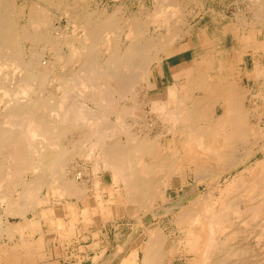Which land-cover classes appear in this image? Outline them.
Wrapping results in <instances>:
<instances>
[{
	"label": "bare ground",
	"instance_id": "6f19581e",
	"mask_svg": "<svg viewBox=\"0 0 264 264\" xmlns=\"http://www.w3.org/2000/svg\"><path fill=\"white\" fill-rule=\"evenodd\" d=\"M10 1L0 0V71L5 64L14 67L12 75L0 74V231L9 236L26 226L35 233L45 222L50 236H72L77 211L70 200L61 210L60 200L87 203L83 172L66 166L70 156L80 154L93 159L92 172L98 165L111 177L107 198L96 196L80 215L95 216L98 207L101 218L128 215L141 230L127 235V252L119 261L112 256L102 264H264V124L251 121L243 106L246 97L253 102L262 95L264 62L254 61V70L246 75L253 86L243 93L235 82L230 89L207 94L210 79L225 73L213 55L195 71L197 84L173 75L165 92L149 94L153 74H164L162 62L177 43L190 38L191 53L212 44L191 16L209 13L214 30L217 25L235 27L238 37L232 44L237 48L240 30L264 29V0H218L219 5L217 0H153L150 7L140 2L131 12L119 3L111 11L104 4L79 13L71 3L57 0L64 4L63 29L47 22L46 6L39 1L25 25L17 26ZM20 42L28 43L26 55ZM258 50L264 57V45ZM143 105L156 114L153 128L146 126L149 113ZM137 118L143 124L135 128ZM85 143L90 146L84 148ZM27 174L30 178L23 180ZM65 210L72 217L66 218ZM8 216L12 223L7 218L1 227L2 217ZM246 233L261 245L258 252L239 242ZM40 237L0 244L3 262L37 261L40 242L53 239ZM52 260L47 263L54 264Z\"/></svg>",
	"mask_w": 264,
	"mask_h": 264
},
{
	"label": "rangeland",
	"instance_id": "374dc122",
	"mask_svg": "<svg viewBox=\"0 0 264 264\" xmlns=\"http://www.w3.org/2000/svg\"><path fill=\"white\" fill-rule=\"evenodd\" d=\"M10 1V0H9ZM23 1H25V3L23 2ZM37 1H39V2H41V3H43V4H45V6H46V11H47V13H46V20H47V22L49 23V24H51V26L53 27V28H59V29H63L64 28V26L66 25V20H65V17H63V12H64V4H63V1H65V2H67V4L68 3H71L72 5H70V4H68L69 5V7L70 8H72L73 9V11H75V12H81L83 9H84V7H86V8H103V7H108V10L109 11H111L112 9H113V7H115V6H117V5H119V3L120 4H123V5H125V8H127V11L128 12H131V11H136L137 9H138V7H139V3L140 2H144L145 4H146V6L147 7H150L151 6V3H153V0H82V2H81V0L79 1V0H63L62 2H60V1H57V0H53V1H51V2H47V1H44V0H11L10 1V3H11V7H12V9H14L13 10V12H15V15H16V24H17V26H20V27H22V26H24L25 25V20H26V18H27V16L30 14V12H33V10H34V7H32V5L35 3V2H37ZM70 1H72V2H70ZM99 1V2H98ZM19 2V3H18ZM97 2V3H96ZM105 2V3H104ZM123 2V3H122ZM137 2V3H136ZM21 3V4H20ZM206 3L208 4L209 3V0H206ZM217 5H219V2H218V0H217ZM14 4L16 5V4H18L17 6H14ZM27 4H30V5H27ZM95 4V5H94ZM104 4H105V6H104ZM114 4V5H113ZM25 5V6H24ZM62 5V6H61ZM89 5V6H88ZM101 5H102V7H101ZM28 6V7H27ZM60 6V7H59ZM29 7H31V8H29ZM17 8V9H16ZM26 8H29V9H26ZM74 8H75V10H74ZM110 8H112V9H110ZM136 9V10H135ZM24 10V11H23ZM29 11V12H28ZM54 11H55V13H54ZM28 12V13H27ZM24 13V15H22ZM26 13H27V15H26ZM226 13L228 14V15H230V13H231V11L228 9H226ZM18 14V15H17ZM49 14V15H48ZM61 14V15H60ZM51 15V16H50ZM24 16V17H23ZM26 16V17H25ZM194 16V15H193ZM193 16H191L190 17V22L192 23V24H194V23H198L199 25H205L206 23H208L209 25H210V27H212L213 25V23H212V16L208 13V14H206V15H197L194 19L192 18ZM19 17H21V18H19ZM23 18V19H22ZM19 20V21H18ZM24 20V21H23ZM22 22V23H21ZM72 27H69V28H67L66 30H67V32H68V34H67V36H69L70 35V29H71ZM150 30L152 31V26L150 27ZM55 38V40H54V42H55V44L57 45V47L59 48V49H61V51L64 49V47L62 46V44L60 43V39L58 38V37H54ZM57 38V39H56ZM185 41L186 40H183L182 42H180V43H177V47H182V44L183 45H186V43H185ZM57 42V43H56ZM42 43L43 42H41V48H42ZM22 44V45H21ZM28 43H26V42H20V51L23 53V54H25L26 55V51H27V48H28ZM22 46V47H21ZM40 47V46H39ZM176 47V48H177ZM175 49V48H174ZM23 50V51H22ZM170 52V51H169ZM251 49H248L247 50V53H246V55H245V57H244V63H245V65H244V63L242 62L241 63V66L240 67H242L243 68V70H244V68H245V66H246V68H247V70L246 71H249V70H251V67H252V61H253V59L254 58H256L258 61H263L264 62V60H262V58H264V57H262L261 55H262V53H258V55L257 54H255V55H253V54H251ZM194 55H196V54H194ZM261 56V57H260ZM191 57V50L190 49H188V50H185V51H183V52H181V53H179L178 55H176V56H172V57H170L169 59H168V63H169V65L170 66H172L173 68V70H172V73H174V72H177L178 70H180L181 69V67H182V65H183V63H181L182 61H185V60H187V59H189ZM260 57V58H259ZM174 65V66H173ZM57 66H59V65H55V70L58 72L60 69H59V67L57 68ZM13 70H14V67L13 66H11V65H9V64H5V66L3 67L2 66V69H1V71H0V74H3L4 76H10V75H12V74H10L11 72L12 73H14L13 72ZM171 72V71H170ZM9 73V74H8ZM2 75V78H4V76ZM157 77V74H156V72L153 74V78H156ZM261 80H263L262 82L264 83V79H261ZM261 80L259 81V84H261L262 82H261ZM5 81H7V80H5ZM0 82H2L1 80H0ZM166 82H167V79L165 78V76H160L159 78H158V80H157V83H160L161 84V87L160 88H156V89H151L150 91H149V94H151V95H153V94H156V93H163V92H165L166 91ZM240 83H241V85L243 86V87H246V88H251L252 87V85H253V82L251 81V80H247V79H245L243 76H241V78H240ZM1 90H0V95H1ZM257 92V93H256ZM258 92L259 91H253V93H256V94H258ZM261 92H262V95H261V97L263 96L264 97V87H262V90H261ZM252 93V94H253ZM248 96V95H247ZM260 96V95H259ZM253 97V102H252V97L251 96H249V97H246V99L244 100V104H243V106H244V108H246V109H248V110H250V112H251V114H250V120L251 121H253L254 123L256 122H259L258 124H260L259 126L260 127H263V124H264V121L263 120H261V119H263L264 118V98L262 99L261 97ZM261 103V104H260ZM89 104V103H88ZM257 106H256V105ZM90 105V104H89ZM2 107V102H1V104H0V110L2 109L1 108ZM142 108H144L148 113H149V115L147 116V122H146V126L147 127H152L153 128V126H156V125H158V123H155V121L154 120H156V114H155V112H153V111H149V109L151 110V108L149 107V105H143V107ZM253 108H254V110H253ZM152 113V114H151ZM254 113L256 114V116L254 115ZM153 114H155V115H153ZM258 114H262V115H259V119H258ZM151 116V117H150ZM154 117V118H153ZM252 117V118H251ZM263 117V118H262ZM154 119V120H153ZM255 119V120H254ZM138 120V121H137ZM137 120L135 119L134 121L136 122L135 123V125H133L135 128H137V127H140V126H142V124H143V122L142 123H140L139 124V122L140 121H142V119L139 121V118H137ZM262 122H261V121ZM133 121V122H134ZM153 121V122H152ZM138 122V123H137ZM152 124H151V123ZM150 123V124H149ZM153 123H155V125L153 124ZM134 124V123H133ZM133 127V128H134ZM260 142V141H259ZM261 143V142H260ZM88 144V145H87ZM90 146V144L89 143H85L84 144V148L86 147V148H88V147ZM73 155V154H72ZM78 155L80 156V157H78ZM83 157H86V155H83ZM80 154H77V155H73V157L72 156H70V159L72 158V159H74L75 161H76V163L74 162V160H68L67 161V163H66V166H67V169L68 170H73V171H77L78 170V172H80V173H82L83 172V174H82V179L85 181L84 182V184H85V187H84V190H85V188L87 189V191L85 190V192L83 193V198H87V203H85V204H83V202H81L82 201V199H77V198H65V200L64 199H61L60 200V202H62V203H60V207H61V210H62V208H64V207H62V205H64L65 206V203L66 202H69V200H70V202L69 203H71L72 202V205H73V207H75L76 208V213H75V215H73V216H76L77 218H76V222H75V227H74V232H73V235L72 236H70V237H68V238H66L67 239V241H66V239H60V240H58V238L56 239L55 237H52V236H50V234H49V232L48 231H50V226H49V228H48V224L47 223H45V222H40V224L38 225L39 226V230L41 231H39V234L37 233V232H33L30 228V230L26 227V226H22L24 229H21V230H23V231H18L17 233H16V231H14L12 234H10V235H13V236H10V238H9V236L4 232L3 233V231H0V232H2V234H1V238H0V244L3 246V245H5V247H7L8 245L10 246V245H12V243H15V240H16V243H18L21 239H23V236L25 237V238H32L33 240L34 239H36V237L37 238H41L40 237V235H42V237H44V238H42L43 240H46V239H50V238H53L51 241L50 240H47V241H44L45 242V244H43L42 242H40L41 243V246L40 247H42L43 248V250H40V252L41 253H43L44 254V256L46 257H44L43 256V254H37V257L35 256L34 257V259L35 258H41V256H42V258H41V260L42 261H40L39 259V261L37 260L36 261V259L35 260H33V263L34 264H37V263H39L40 264V262H41V264H48V263H50L49 262V260L51 261L52 259L54 260H52L53 261V263L54 264H63V263H65V264H72L73 262L75 263V264H102L105 260H107L106 258H110L111 259V257L112 258H114V259H116L117 261H119L121 258H120V256H122V254L124 255L126 252H127V250H126V248H127V246H128V244H126L127 242H124V240L126 239V237H127V235L128 234H132L133 232L134 233H136V232H140L141 230H140V227H139V225H138V222L134 219V218H131L130 216H128V215H124V217H123V215H109V217H108V214L107 215H103V216H105V217H102L101 218V216L100 215H102V214H100L101 213V211H100V209L97 207V208H95L96 210H94V211H96L97 212V214L95 215V216H93V215H89V217L88 216H86L85 218H88V219H84L81 215H80V209H82V208H84V206H86V207H88V206H90L89 204H90V202H92L93 200H95V197L96 196H98V197H101V198H103L104 200L107 198V195H108V186H110L111 185V177H110V175H109V173H108V171L106 170V169H101L100 168V166H98L97 165V167H99V168H97L96 167V171L94 172V174H93V172H92V166L94 165V162H92L91 163V161L93 160L92 158H90L89 157V161H87L88 159H84ZM88 157V156H87ZM86 157V158H87ZM84 159V160H83ZM92 159V160H91ZM80 162H81V166H79L80 165ZM83 162V163H82ZM91 163V164H90ZM76 164V165H75ZM87 164V165H86ZM93 164V165H92ZM73 165V166H72ZM76 167H75V166ZM92 165V166H91ZM82 167L83 166V168L81 169V168H79V167ZM72 169H71V168ZM79 169H78V168ZM92 167V168H91ZM77 168V169H76ZM91 168V169H90ZM81 169V170H80ZM93 169H95V168H93ZM97 169H98V171H97ZM91 170V171H90ZM90 173H92L93 174V176L91 175L90 176ZM101 173V174H100ZM86 174V175H85ZM71 175V174H70ZM85 175V176H84ZM21 178L23 179V180H28L29 178H30V175L29 174H27V175H22L21 176ZM87 179V180H86ZM91 179V180H90ZM90 181V182H89ZM91 185H90V184ZM109 183H110V185H109ZM88 185H89V187H88ZM94 189H95V191H94ZM99 190H104L103 192H100ZM94 191V192H93ZM42 193L44 194V190L42 191ZM107 194V195H106ZM88 196V197H87ZM77 200V201H74V200ZM76 202V203H75ZM58 204V203H57ZM77 204V205H76ZM76 206H78V207H76ZM106 207V206H105ZM90 209H92V207L90 208ZM1 207H0V212H1ZM67 210V209H66ZM65 210V217L66 218H69V217H72V216H68V214L66 213L67 211ZM100 212V213H99ZM77 213H79V216H77L78 214ZM141 214H143V212H141ZM5 216V215H4ZM27 219H31L32 217V215H31V213L29 212V213H27ZM96 216H97V218H96ZM98 216H100V219L102 220V222H103V225H101V220L100 219H98L99 217ZM31 217V218H30ZM81 217L84 219V220H88V221H90V219L92 220V219H94V220H96V221H94V220H92L93 222H89V223H87L88 221H85L84 222V220L82 219L81 220ZM94 217V218H93ZM111 217V218H110ZM7 218H9L10 219V223H12V218L13 217H10V216H8V217H2V219H1V227H3L4 225H5V221L7 220ZM6 219V220H5ZM81 221H80V220ZM5 220V221H4ZM79 220V221H78ZM98 220V221H97ZM108 220V221H107ZM83 221V222H82ZM107 221V222H106ZM111 221V222H110ZM128 221V222H127ZM4 222V223H3ZM7 223V222H6ZM83 223H85V225L83 224ZM88 225H87V224ZM94 223V224H93ZM79 224V225H78ZM80 224H82V226L80 225ZM100 225V226H98V225ZM105 224V225H104ZM94 225V226H93ZM98 227H97V226ZM89 226V227H88ZM105 226V227H104ZM84 229H83V228ZM85 227H87V228H85ZM77 228V229H76ZM97 228V229H96ZM99 228V229H98ZM130 228V229H129ZM132 228V229H131ZM47 229H49L48 231H47ZM83 231H82V230ZM97 232H96V231ZM107 230V231H106ZM45 231H47L48 233H46ZM77 231V232H76ZM80 232V235H79V232ZM94 231H95V235H97L96 237H95V235H94ZM25 232H27V233H25ZM31 232H33L32 234H31ZM24 233V234H23ZM30 233V234H29ZM41 233V234H40ZM92 233V234H91ZM241 234H242V232H240ZM239 233V234H240ZM6 234V235H5ZM20 234V236H18ZM25 234L27 235V236H25ZM45 234V235H44ZM99 234V235H98ZM121 234V235H120ZM243 234H244V232H243ZM21 235H22V237H21ZM32 235V236H31ZM39 235V236H38ZM81 235L84 237V238H82L81 237ZM85 235H87V237H85ZM247 235V237L248 236H250L248 233H246L243 237L245 238V236ZM47 236V238L45 239V237ZM73 236H75V237H73ZM115 236V237H114ZM240 236H242V235H239V242H240V239L242 240L241 242H243L244 244H249L250 245V247L252 246L253 248H254V246H255V250L253 249V252L254 251H256V252H258L257 250H258V248L260 249V246L261 245H258L259 243L258 242H260V241H258L257 243V245H256V243H255V241H257V240H255V239H251L252 237L253 238H255L254 237V235L253 234H251V237H246L248 240H244L243 241V237L242 238H240ZM12 237V238H11ZM14 237V238H13ZM19 237V238H18ZM81 237V238H80ZM121 237V238H120ZM125 237V238H124ZM7 238H9V240L7 239ZM16 238V239H15ZM24 238V239H25ZM71 238V239H70ZM88 238V239H87ZM100 238V239H99ZM19 241H18V240ZM94 239V240H93ZM64 240V241H63ZM261 240V239H260ZM2 241V242H1ZM6 241V242H5ZM10 241V242H9ZM42 241V240H41ZM92 241H94V242H92ZM96 241V242H95ZM248 241V242H247ZM52 242V243H51ZM55 242V243H54ZM58 242H59V244H58ZM60 242H62V246H63V249L61 248L62 246H60L59 247V245H60ZM69 242V243H68ZM78 242V243H77ZM91 242V243H90ZM245 242H247V243H245ZM3 243V244H2ZM83 243V244H82ZM94 243V244H93ZM126 244L125 246H124V244ZM66 244V245H65ZM74 244V245H73ZM101 244H103V245H101ZM121 245V247H120V250L119 251H115V248H116V246H118V245ZM253 244H255V245H253ZM43 245V246H42ZM47 245V246H46ZM51 245H52V247H51ZM54 245V246H53ZM66 246V247H65ZM47 247V248H46ZM102 247H104V248H102ZM258 247V248H257ZM41 248V249H42ZM102 248V249H101ZM257 248V249H256ZM78 249V250H77ZM100 249V250H99ZM46 250V251H45ZM55 250V251H54ZM98 250V251H97ZM252 250V249H251ZM43 251V252H42ZM101 251V252H100ZM121 251V252H120ZM56 252V253H55ZM94 252H96L95 254H94ZM100 254H99V253ZM255 253V252H254ZM55 254V255H54ZM77 254H79V255H77ZM120 254V255H119ZM41 255V256H40ZM47 255V256H46ZM59 255H61V256H59ZM58 256V257H57ZM56 257V258H55ZM2 258H4V257H2V255H0V264H5L4 262H3V259ZM102 258V259H101ZM57 259V260H56ZM96 259V260H95ZM93 260H95V262L93 261ZM62 261H64V262H62ZM65 261H67V262H65ZM3 262V263H2ZM48 262V263H47ZM58 262V263H57ZM30 263V262H29ZM32 262L30 263V264H33ZM7 264V263H6ZM25 264V263H24ZM26 264H28L27 262H26ZM174 264H179V262L178 261H175V263Z\"/></svg>",
	"mask_w": 264,
	"mask_h": 264
},
{
	"label": "crops",
	"instance_id": "0c3cea01",
	"mask_svg": "<svg viewBox=\"0 0 264 264\" xmlns=\"http://www.w3.org/2000/svg\"><path fill=\"white\" fill-rule=\"evenodd\" d=\"M212 23H213V20H212ZM203 27L207 35H209L210 38H213V40L211 39L212 44L209 45V47H206L200 51L191 53V57L189 59L181 62L183 63L181 69L178 70L177 72H174L173 74H172L173 67L169 65L168 60H164L162 62L163 67H164V74L162 76H165V78L167 79L166 85L171 83L173 75H176L182 81H188L191 86L197 84L198 77L195 71L202 70L204 68V62L206 58L214 55L216 57V62H217L216 65L219 68L224 67L223 70L226 74L224 73L222 76L218 78L210 79L208 83L209 86L206 91L207 94H215L225 89H230L234 87L235 82L237 85V91H239V93L248 91L249 88L243 87L241 85L240 78L241 76H243L245 79L251 80L247 78L246 75L247 73L252 72L254 70V61L256 60V58H254L252 61L253 63H252L251 70L246 71L247 70L246 66L243 70V68L240 66L242 62L243 63L245 62L244 57L248 49H251L252 51L251 54L253 55L255 54L258 55V53H261V51H259L258 48H262L264 45V44H261L264 42L263 41L264 40V29H260L258 27H248L244 31H241L239 29L240 30L239 31V47L233 48L234 47L232 44L233 39L238 37V31L235 27H233V29H230L227 26V24L224 26L217 25L214 30V26L210 27L208 23L203 25ZM185 43L186 45L182 44V47L179 46L171 50L168 53L169 58L172 56H176L185 50L191 49V46H192L191 39L189 38L188 40L185 41ZM159 77L160 75L157 74V77L152 79V82H151L153 83L152 89L161 87V84L157 83V80ZM251 81L253 82V80Z\"/></svg>",
	"mask_w": 264,
	"mask_h": 264
}]
</instances>
